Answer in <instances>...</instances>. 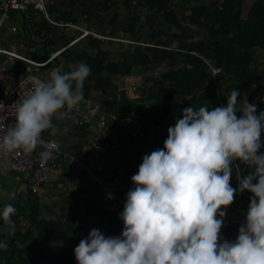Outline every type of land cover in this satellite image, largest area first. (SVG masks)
Returning <instances> with one entry per match:
<instances>
[{"label":"trees","instance_id":"16d2710c","mask_svg":"<svg viewBox=\"0 0 264 264\" xmlns=\"http://www.w3.org/2000/svg\"><path fill=\"white\" fill-rule=\"evenodd\" d=\"M243 5L244 0H61L49 3L47 10L56 21L83 18L96 33L103 29L107 16L114 29L118 9L133 10L120 22V30L132 38L128 39L131 44L87 36L60 54L62 72L81 61L90 66L83 89L102 95L99 113L114 133L123 134L112 116L136 115L154 127L174 125L185 107L214 108L219 106L218 98L223 105L232 89L240 90L238 100L246 96L264 108V0H253L245 14ZM140 11L148 13L143 15V23ZM22 15L20 37L25 45L31 44L30 37L41 43L42 54L31 55L35 62H45L53 51L74 39V33L66 37L38 12L30 9ZM199 56L221 72L213 77ZM135 71L142 82L138 95L129 98L114 82ZM99 143L111 144V138ZM239 168L241 176L249 171L242 163ZM245 193H238L234 203L247 211L250 198L245 199ZM103 202L100 195L73 201L64 213L47 217V208L29 191L26 200L13 203L16 212L11 230L0 221V239L8 244L0 249V264H76L73 249L90 232H85L83 215L102 214ZM226 215L230 216L229 211ZM122 228L123 224L103 223L97 229L106 236H119ZM233 230L230 225L227 234Z\"/></svg>","mask_w":264,"mask_h":264},{"label":"clouds","instance_id":"9594fccd","mask_svg":"<svg viewBox=\"0 0 264 264\" xmlns=\"http://www.w3.org/2000/svg\"><path fill=\"white\" fill-rule=\"evenodd\" d=\"M83 26L101 37L91 36L97 40L132 42L96 33L84 20ZM12 27L17 32L18 28ZM57 29L66 37L74 33L73 44L85 38L76 40V32ZM63 51L49 62L52 53L43 63L26 58L39 64L32 65L38 69L56 62ZM199 58L207 68L204 60L208 59ZM90 71L81 61L70 71L53 69L46 79L34 78L29 92L15 103L14 121L0 125V154L18 149L31 152L42 132L53 126V117L65 115L83 100V85ZM131 76L135 75L126 77ZM239 96L240 90L232 89L223 105H189L182 110L175 124L168 127L163 147L144 154L133 175L126 171L133 186L118 214L123 222L120 235L106 236L91 229L73 249L76 264H264V110L257 114L256 103H249L246 96L238 100ZM51 155L48 150L41 151L40 162ZM236 162L246 164L249 171L233 187L230 176ZM245 191L252 195L238 235L234 240L222 239L220 229L227 208L235 193ZM15 212L12 203L0 207V221L9 230ZM7 247L6 240L0 239V249Z\"/></svg>","mask_w":264,"mask_h":264},{"label":"crops","instance_id":"0c3cea01","mask_svg":"<svg viewBox=\"0 0 264 264\" xmlns=\"http://www.w3.org/2000/svg\"><path fill=\"white\" fill-rule=\"evenodd\" d=\"M207 1L208 0H203V3ZM249 2L252 4L253 0H249ZM59 3H61V1H59ZM118 12L120 15L117 17L118 20L114 25V29L111 28L110 24H108L109 18L107 16L103 24V29H101L100 32L98 31V33L117 39H132L128 37L123 30H120V22L129 14L133 13V10L121 8L118 9ZM144 14L148 13L140 11L139 16L141 23L144 21ZM77 17L78 16H75L74 19H77ZM112 30H114L113 33H111ZM4 36L5 42H1L0 39V46L3 48L6 47L21 56L29 58H31L33 52L42 54V51L39 48L40 46H38L39 44L41 45L39 40L32 41L33 38L30 37L31 44L28 46L24 43L20 44L16 41L13 43L9 42L8 44L6 33ZM25 36L26 34L24 33L23 37ZM0 60H4V58L0 56ZM63 65L64 60L61 57H58L56 62L38 69L22 61L16 62L15 68L19 76L36 72L40 79H46L51 70L56 69L58 71H62ZM132 75H135L142 80V77L137 74L136 71ZM135 76H131V78ZM89 90L90 89L87 87L83 89V100L79 103V110L77 114L66 113L63 116H54L52 120L53 126L45 130L47 137L54 140L63 149L72 148L74 150H78L81 146L87 144L95 137V131L92 126L96 115L100 112L99 107H101L102 95L96 92H90ZM125 92L129 98H134L138 95L137 91H134V94L130 93L133 91L125 90ZM247 100L249 103H256V101L250 100L249 98H247ZM256 105L257 114H259V112L264 110V108H259V104L257 103ZM169 126L170 124L154 127L138 118L137 127L139 128L141 136L130 138L124 130L123 134L120 131H116L117 133L112 131L111 144L115 146V149H109L104 152L106 158L105 168L110 169L113 166H119L133 175L138 170V166L141 163V159L144 154L150 153L154 149L163 147V142L167 137V129ZM261 139L264 140V135L261 136ZM261 151H264V148H262ZM234 175L235 172L233 168L230 179H232ZM101 176L103 178L105 174L102 173ZM28 182V174L18 175L13 170L12 164L9 161H0V207L6 203H20L26 200L30 191L28 189ZM99 193V185L92 181L80 168L75 165L64 164L62 173L59 176H50L47 183L35 192V196L37 197L39 203L47 208V217H57L62 212L64 213L67 206L73 201L82 202L87 198L96 197ZM125 199L126 195L124 197V201ZM122 209L123 205L117 202L104 201L100 211L102 214L89 217L83 215L85 232L88 233L91 229L98 228L103 223L123 224V222L118 218V214L122 211ZM81 237L76 236V239H80Z\"/></svg>","mask_w":264,"mask_h":264},{"label":"built area","instance_id":"2783aa9c","mask_svg":"<svg viewBox=\"0 0 264 264\" xmlns=\"http://www.w3.org/2000/svg\"><path fill=\"white\" fill-rule=\"evenodd\" d=\"M57 0H0V31L4 27L12 12L21 13L29 9L38 12L52 26L65 29L66 31H74L77 33L76 40L86 36L101 38L99 35L85 29L83 26V18L74 21H56L50 18L47 11V4ZM12 31L16 32V28L12 27ZM75 40L65 45L59 51L52 53L47 62L52 61L61 51L67 49ZM131 44L132 42H126ZM0 56L4 57V61H0V125L7 126L15 119V103L26 95L32 88L34 78H40L34 72L28 75L19 76L15 65L16 62L22 61L34 66L39 64L34 63L31 59L16 54L13 50L0 47ZM205 65L211 71L213 77L220 73L219 68H215L208 60H204ZM43 65V64H41ZM141 80L137 77H125L116 81V86L119 91H135ZM218 96V90L216 89ZM219 106L222 105L218 98ZM79 105L67 111L68 114L77 113ZM115 119L120 127L126 132L130 138L141 136L137 127L138 116H127L124 118ZM95 138L87 144L81 146L76 152L74 149H63L54 140L47 137L45 130L42 132L40 142L31 152H25L23 149H18L7 155L0 154V161L7 160L12 164L13 170L18 175L28 174L29 182L28 189L32 192H37L38 188L45 184L50 176H59L62 173L63 165L70 164L80 168L86 173L95 183L99 185L100 194L103 198L109 201L117 202L124 206V197L127 191L133 186L131 175L119 166H113L110 169L105 168L106 158L104 152L109 149H114L112 144L100 145V141H106L112 137V130L108 127L105 121V116L98 113L93 122ZM3 128H0L2 134ZM112 139V138H111ZM43 150H48L52 153L51 157L44 163L40 162L39 154ZM234 179H230V184L233 187L238 185V179L241 177L239 162L234 164ZM105 176L102 178L101 174ZM238 193L234 194V199ZM252 194L245 193L244 198H250ZM228 206L229 215H225L223 225L220 229L222 239H235L238 235V229L241 223L245 220L246 210H242L234 203ZM230 225H234V230L231 235L227 234V229ZM229 235V236H228Z\"/></svg>","mask_w":264,"mask_h":264},{"label":"rangeland","instance_id":"374dc122","mask_svg":"<svg viewBox=\"0 0 264 264\" xmlns=\"http://www.w3.org/2000/svg\"><path fill=\"white\" fill-rule=\"evenodd\" d=\"M249 0H245L244 1V13L245 14L247 8H249L250 4H249ZM11 18H9V20L6 21L4 27L2 28L1 32H0V39H1V42H5V33H6V38L8 39V44L9 42L10 43H13L14 41L18 42V43H24L25 42L23 41V39L20 37V35L22 34V30H23V27H24V17L22 15V13H16V12H12L10 14ZM12 26H16L19 30L18 32H14L11 30V27ZM5 32V33H4ZM116 45V43H115ZM137 91V90H136ZM135 91V92H136ZM131 94H134V91L133 92H130Z\"/></svg>","mask_w":264,"mask_h":264},{"label":"water","instance_id":"95a60500","mask_svg":"<svg viewBox=\"0 0 264 264\" xmlns=\"http://www.w3.org/2000/svg\"><path fill=\"white\" fill-rule=\"evenodd\" d=\"M75 21V20H74Z\"/></svg>","mask_w":264,"mask_h":264}]
</instances>
